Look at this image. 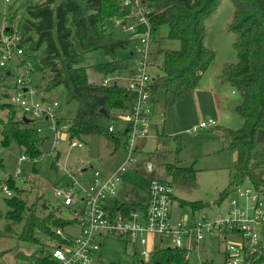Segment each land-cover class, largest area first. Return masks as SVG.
<instances>
[{"label":"rangeland","instance_id":"1","mask_svg":"<svg viewBox=\"0 0 264 264\" xmlns=\"http://www.w3.org/2000/svg\"><path fill=\"white\" fill-rule=\"evenodd\" d=\"M46 0H0V49L6 38L14 39L23 32L18 29L19 16L24 14L22 7L26 3H42ZM61 1V0H59ZM57 1V2H59ZM82 5L86 0H78ZM56 2V4H57ZM17 12L13 22L9 17ZM235 18V6L232 0H221L217 9L206 19L207 35L205 37V46L215 52V59L206 70V77L200 81L197 90H184L183 99L170 107H165L164 95L159 92V100L154 106V114L150 121V133L152 138H139L135 141L139 147L134 160L125 165L122 182L118 186V195L125 197L128 195V201H134L140 198V193L147 189L151 178L173 179L167 171L168 164H174L178 167H193L195 171V181L192 183L186 180L185 176L179 175L173 180L176 201L172 208V218L178 216L191 221H200L203 218L215 222L227 216L232 208L230 200L236 197L235 192L223 199L224 190L228 187L234 172V164L238 156L237 150H223L222 140L217 133L222 135L224 130L219 128L209 129V132L198 131L192 133L195 125L203 119L217 118L219 110L224 116L221 123L222 127H228L229 130L237 131L244 127L245 119L236 110L241 101V96L236 88L229 82L227 85L221 84L224 81L221 73L226 64H236L239 60L238 54L234 48L235 33L230 26ZM106 27L114 33L119 39L126 38V34L120 27L115 25L113 19L106 20ZM12 26V28L10 27ZM11 28V29H10ZM5 29H10L6 33ZM168 25H162L153 35L149 49V61L156 67L153 75L161 72L164 64V52L181 49L179 39L169 37ZM119 58L125 59L130 63V47L117 52ZM24 55L15 59L18 69L12 64L5 68H0V72H6L9 69L11 75L7 76L0 86V103H11V95L16 86V81L20 75L30 80V85L43 90L46 86L50 73L46 70L29 72L28 64L23 62ZM110 60V57L103 50H96L86 54L84 65L87 67V75L90 83L103 84L107 76L111 75L122 77L119 85H128L130 70L124 68L119 72L105 74L95 68V65ZM23 62V63H22ZM44 74L46 75L43 80ZM208 77L213 79L212 83H206ZM224 89V90H222ZM221 93L222 104L220 109L216 108L215 94ZM8 93V96L5 95ZM67 90L64 85H60L48 92V99H56L59 103V116L63 118L61 124L65 130L73 116L79 108L76 100H69ZM198 105V106H197ZM202 106L203 113L198 111ZM17 118L25 116L33 120L34 126L46 129L48 123L43 118H39L31 110L25 111L17 107ZM166 108V112L164 113ZM234 108V109H233ZM5 115L1 114V117ZM165 119V131L167 134L161 135V127ZM159 127L156 134L154 125ZM213 133H210L212 132ZM46 135V130L44 131ZM82 141L85 143L83 148L69 146L65 139L54 145L53 140L46 138L40 149L41 156L34 160L29 158L24 148L16 142L3 147L1 143L0 127V211L5 214L8 210L6 198L8 195L3 187L10 186L9 180H14L18 190L10 188L12 195L21 196L27 203L28 208L33 209L37 217L45 219L47 217L55 220H71L69 225L60 227L67 234H77L79 225L74 220L75 213L80 212V205L65 206L61 199L55 195L56 186L67 187L71 180L69 174H79L83 170L91 171L93 168L103 171H113L123 166L127 160V152L122 147L114 148L111 139L98 136H84ZM116 151L115 154L111 152ZM56 151H60L61 157L58 162L55 161ZM26 157L21 160V157ZM54 164L56 166H54ZM151 164L149 167L148 165ZM88 177V173L86 175ZM242 187H250L249 182H244ZM125 199V198H124ZM182 201H202L206 207L193 213L189 206L183 205ZM45 205V206H44ZM9 222L4 218L0 220V264H33L25 255H31L35 250L48 249L56 244L53 239L43 235L41 231L37 234L40 243L33 244L25 242L17 237L21 233L23 224ZM11 230H8V227ZM55 230V226H52ZM229 242H237L239 237L228 236ZM102 247L97 253L96 259L99 264H138L140 262V245H133L130 242L116 238L101 239ZM183 245L186 242L183 240ZM174 246L172 241H168L158 247ZM226 243L218 237L207 236L199 241L193 247L188 249V264H226L225 254ZM22 252L24 256H18ZM143 259V258H142ZM143 264H152V256L144 261Z\"/></svg>","mask_w":264,"mask_h":264},{"label":"trees","instance_id":"2","mask_svg":"<svg viewBox=\"0 0 264 264\" xmlns=\"http://www.w3.org/2000/svg\"><path fill=\"white\" fill-rule=\"evenodd\" d=\"M57 1L46 0L22 6L24 14L19 16L18 29L24 36L20 43L24 50L23 62L28 64L30 73L46 70L50 73L43 89L45 93L64 85L69 100L78 101V111L66 129L69 140H82L88 135L113 140L122 125L119 115L132 109L137 96L119 84L90 83L83 63L87 53L103 50L110 60L95 65L97 70L112 74L127 67L129 63L119 58L117 52L127 49L129 40L127 37L116 38L105 23L114 16L124 15L126 10L120 0H86L84 5L78 0ZM220 1L146 0L152 10L149 16L153 35L166 24L169 37L181 42V49L164 52L161 72L151 85L153 103L158 101V94L162 92L165 107H170L183 99L187 87L194 89L200 84L215 59V52L205 46L206 19L217 9ZM232 2L235 18L230 28L235 33L234 48L239 60L236 64H226L221 78L238 90L243 101L237 106V111L244 117L245 125L237 131L225 128L226 132L221 135L223 150L238 152L234 172L221 203L246 181L258 189L264 187V0ZM16 15L17 12L11 14L9 20L13 22ZM10 29H5L6 33H10ZM9 75V69L0 72V86ZM46 78L44 74L43 80ZM17 109L12 102L0 103L2 146L16 142L36 164L35 158L42 154L40 144L46 141L47 136L38 133L37 127L31 124L33 120L25 123L22 120L24 116L17 118ZM1 114L5 116L1 117ZM58 119L60 122L63 120L60 116ZM111 125L115 126V132H109ZM55 156L58 162L61 156L59 153ZM167 171L172 175V183L179 175L192 183L195 181L196 170L193 167L168 164ZM8 184L18 190L14 180H9ZM6 201L8 210L5 214L0 211V220L5 217L7 221L19 224L25 220L21 233L17 234L25 242L39 244L37 232L41 231L57 243L60 237L55 230L72 222L37 217L19 195H12ZM182 204L189 206L193 213L206 207L202 201H182ZM8 230H11L10 226ZM50 248H38L25 256L33 264H49ZM17 255L24 256L19 251ZM187 256L188 250L184 248L158 247L152 254V264H188ZM138 264H142L141 260ZM257 264H264V257H259Z\"/></svg>","mask_w":264,"mask_h":264},{"label":"built area","instance_id":"3","mask_svg":"<svg viewBox=\"0 0 264 264\" xmlns=\"http://www.w3.org/2000/svg\"><path fill=\"white\" fill-rule=\"evenodd\" d=\"M125 14L112 19L129 40L130 70L128 85L124 86L135 94V103L131 110L119 115L122 121L116 136L118 146L127 152L126 163L106 173L101 169L81 171L69 174L71 183L67 187L56 186L55 195L65 206L80 205V212L75 213L79 225L77 234H67L64 229L55 230L60 241L50 248L49 264H99L96 256L102 247L101 239L116 238L140 245L141 261L150 259L158 246L172 241L173 247L190 248L207 236L218 237L226 243V264H257L259 257H264V187H242L234 191L236 197L230 200L232 208L225 218L211 222L205 218L191 221L185 218L173 220L172 204L174 201V184L171 181L151 179L147 198L140 204H121L118 200V186L122 181L125 165L134 160L139 147L135 141L139 138L151 139L150 120L153 114L152 83L156 67L149 61L150 44L153 32L150 23L152 10L146 0H120ZM6 38L0 49V68L12 63L17 69L15 59L24 55L20 46L22 36ZM122 77L107 76L105 85H118ZM30 80L20 75L11 95L15 107L31 110L48 123L46 129L37 126L41 135L53 140V147L67 139L66 129L58 117L60 103L48 99ZM217 126V121L207 119L192 129V133ZM114 125L109 132H115ZM69 146L83 148L80 139L69 140ZM55 150V147H54ZM57 154V151H56ZM26 157H21L25 160ZM90 173L88 178L86 175ZM4 192L12 196L10 188L5 185ZM133 206V207H131ZM228 236L239 237L237 242H229ZM183 240L186 245H183ZM188 250V249H187ZM143 258V259H142Z\"/></svg>","mask_w":264,"mask_h":264},{"label":"crops","instance_id":"4","mask_svg":"<svg viewBox=\"0 0 264 264\" xmlns=\"http://www.w3.org/2000/svg\"><path fill=\"white\" fill-rule=\"evenodd\" d=\"M206 77V74L204 73V75H203V77H202V79H203V81H204V78ZM201 79V80H202ZM213 82V79L211 78V77H208V79L206 80V83H212ZM227 82V81H226ZM226 82L225 81H222L221 82V84H223L224 86L225 85H227L226 84ZM198 87L199 86H197L196 88H194V89H190V90H197L198 89ZM222 90H224V89H222ZM215 94V99H217L216 101H215V104H216V108H218V110L220 109V106H221V104H222V96H221V93H218V92H216V93H214ZM159 95V94H158ZM46 96H48V94L46 93ZM158 100H159V96H158ZM158 102V101H157ZM157 102H155L154 103V105L153 106H155V104L157 103ZM198 106V105H197ZM234 109V108H233ZM236 110H237V106H236ZM198 111L200 112V113H203V109H202V106L200 107V108H198ZM59 112V111H58ZM166 112V108H165V111H164V113ZM155 112H154V107H153V114H154ZM153 114H152V116H153ZM224 116L225 115H223L222 113H221V111L219 110V112H217V118H211V119H214V120H216L217 121V126L216 127H213V128H219L220 130H223V129H225V128H227V129H229L228 127H222L221 126V123H222V121L224 120ZM61 117V116H60ZM210 119V118H209ZM203 120H206V119H203V117H202V115H201V120L200 121H203ZM151 121V120H150ZM198 125V124H197ZM197 125H195V126H197ZM194 126V127H195ZM193 127V128H194ZM154 130H155V132H156V134L159 132V127H158V125L155 123V125H154ZM213 128H209V129H213ZM161 135H165V134H167L166 133V131H165V119H164V117H163V123H162V127H161ZM209 129H207V130H202V131H204V132H209L210 130ZM210 133H213V131L212 132H210ZM217 136H220V138H221V140H222V137H221V135L220 134H218L217 133ZM113 143H114V148L117 146L118 147V141H117V138H115V139H113V140H111ZM68 142H69V139H68ZM85 144V143H84ZM222 147H223V145H222ZM57 153H59V155L61 156V153H60V151H57ZM111 154H115V152H111ZM60 159V158H59ZM150 166H151V164H149ZM148 165V166H149ZM104 172H106V173H110V172H112V171H104ZM169 173V172H168ZM90 176H91V174L90 173H88V178H90ZM169 176H172L170 173H169ZM151 179H156V178H151ZM160 180H167V181H171V179H160ZM151 181V180H150ZM122 182V181H121ZM150 184V183H149ZM120 185V184H119ZM149 187V186H148ZM147 191H148V188L147 189H144V191H142L141 193H140V198H138V199H136V200H134V201H128V200H126L127 199V197H128V195H125V197H120L119 195H118V200L121 202V204H129V203H134L135 205H137V204H140V203H142L146 198H147ZM176 194H175V188H174V201H173V204H172V208H173V205H174V202L176 201ZM125 198V199H124ZM172 216H173V214H172ZM179 218H181L180 216H178V217H176V218H173V220H178Z\"/></svg>","mask_w":264,"mask_h":264},{"label":"water","instance_id":"5","mask_svg":"<svg viewBox=\"0 0 264 264\" xmlns=\"http://www.w3.org/2000/svg\"><path fill=\"white\" fill-rule=\"evenodd\" d=\"M103 111H104V110H103ZM105 112H106V111H105ZM22 120H23L25 123H29V122L31 121L30 119L26 118L25 116L23 117ZM149 167H150V165H149ZM141 263L143 264L144 261L142 260Z\"/></svg>","mask_w":264,"mask_h":264}]
</instances>
